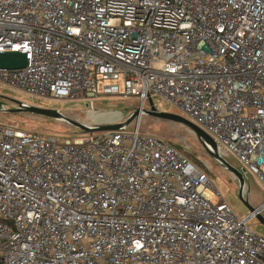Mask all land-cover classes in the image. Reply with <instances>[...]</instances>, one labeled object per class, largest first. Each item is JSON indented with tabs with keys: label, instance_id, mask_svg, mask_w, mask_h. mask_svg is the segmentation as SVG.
<instances>
[{
	"label": "built area",
	"instance_id": "built-area-1",
	"mask_svg": "<svg viewBox=\"0 0 264 264\" xmlns=\"http://www.w3.org/2000/svg\"><path fill=\"white\" fill-rule=\"evenodd\" d=\"M5 52L27 65L0 84L35 99H164L264 188V0H0ZM129 127L0 120V264H264L210 167Z\"/></svg>",
	"mask_w": 264,
	"mask_h": 264
},
{
	"label": "rangeland",
	"instance_id": "rangeland-1",
	"mask_svg": "<svg viewBox=\"0 0 264 264\" xmlns=\"http://www.w3.org/2000/svg\"><path fill=\"white\" fill-rule=\"evenodd\" d=\"M0 96L7 99H0V120L18 124L20 129L41 135L57 134L69 137H86L80 129H77L64 120L50 119L27 113L15 102H22L33 107L56 110L62 115L86 125H101L109 123H125L136 112H140L142 103L135 97H100L93 108L87 107L83 102H68L66 100L35 99L21 91L11 89L0 84ZM153 105L159 112L187 116L178 108L170 105L164 99L154 96ZM150 109V102L143 105V110ZM129 129L138 127L144 134L154 135L177 148L191 161L204 168L210 167L209 176L215 186L222 193V197L231 204L236 214L244 216L250 214L249 209L240 198L238 182L231 174L221 167L216 161L205 152L203 144L196 135L187 127L168 120H160L142 112L129 125ZM241 168L240 165H236ZM248 189L245 198L252 206L258 207L264 202V188L252 175H245ZM221 198L217 199L219 201ZM264 215V213H263ZM250 228L257 234L264 237V225L253 219L249 223Z\"/></svg>",
	"mask_w": 264,
	"mask_h": 264
},
{
	"label": "water",
	"instance_id": "water-1",
	"mask_svg": "<svg viewBox=\"0 0 264 264\" xmlns=\"http://www.w3.org/2000/svg\"><path fill=\"white\" fill-rule=\"evenodd\" d=\"M27 65V57L25 54L20 52H5L0 53V69L5 70H18L23 69ZM0 99H7L0 96ZM9 100V99H7ZM21 109L26 111L27 113L46 117L50 119H56V120H64L69 122L71 125L76 127L77 129H80L85 134H94V133H104V132H115L119 131L124 127H127L131 124V122L138 117L142 112L145 114L160 119V120H168L175 122L176 124H181L187 128H189L196 137L200 140V142L203 144L205 148H211L208 149V153L210 156L216 161L217 164H219L221 167H223L228 174L230 173L231 176L238 182L239 188H240V198L242 199L243 203L247 206V208L250 211V214L255 215V218L258 219L263 225H264V215L259 211V209L255 206H252L251 203L245 198L246 191L248 189V186L246 184L245 175L246 170H239L235 168L232 164H230L226 159L225 156L220 149V147L214 142V140L207 135L203 130H201L199 127H197L195 124L190 122L189 120L179 116L174 115L170 113L165 112H159L156 110L155 106L153 105L152 101L150 102V109L149 110H141L140 112H136L132 117L126 121L125 123H109V124H101L97 127H89L85 124L79 123L77 121H74L70 118H67L66 116L62 115L56 110L52 109H44V108H38L33 107L28 104L17 102L15 101Z\"/></svg>",
	"mask_w": 264,
	"mask_h": 264
},
{
	"label": "bare ground",
	"instance_id": "bare-ground-1",
	"mask_svg": "<svg viewBox=\"0 0 264 264\" xmlns=\"http://www.w3.org/2000/svg\"><path fill=\"white\" fill-rule=\"evenodd\" d=\"M86 125V124H85ZM87 126H89V127H94V126H97V125H94V126H92V125H87Z\"/></svg>",
	"mask_w": 264,
	"mask_h": 264
}]
</instances>
